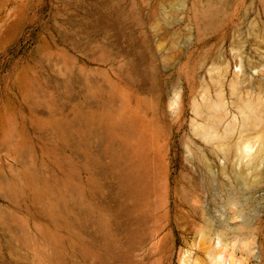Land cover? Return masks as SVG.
<instances>
[{
    "label": "rangeland",
    "instance_id": "obj_1",
    "mask_svg": "<svg viewBox=\"0 0 264 264\" xmlns=\"http://www.w3.org/2000/svg\"><path fill=\"white\" fill-rule=\"evenodd\" d=\"M242 70L264 0H0V264H264V156L198 130Z\"/></svg>",
    "mask_w": 264,
    "mask_h": 264
},
{
    "label": "bare ground",
    "instance_id": "obj_2",
    "mask_svg": "<svg viewBox=\"0 0 264 264\" xmlns=\"http://www.w3.org/2000/svg\"><path fill=\"white\" fill-rule=\"evenodd\" d=\"M237 67L239 68V66ZM240 68L243 69V64H241ZM218 70V80L220 81L223 78H226L229 74V71L227 70H225L224 73L220 71L221 68H218ZM257 73L261 74L262 72L257 71ZM255 79L254 76L248 74V71L246 73L242 70L241 74L239 72L235 73L234 79L230 81V91L234 101L232 103L229 102V104H232L231 106L236 109V115L232 112L229 113V123L223 132L219 131L216 124L221 116L222 109H225L228 103H225L224 98H222L224 95L220 92V97L216 102L206 105L209 106L208 111H214L212 112L213 114H211L212 120H209L211 122L207 121V124L204 123V125L198 126L199 134L204 141L218 142L223 149L230 148L231 143L228 142V138L233 137L236 132L240 131L241 134L243 132H250L245 138L241 135V138L239 139L241 142L238 144V150L241 154V162H245L247 165H253L258 159H261L264 156V135L258 130L264 124V111L262 110L264 104L263 97L261 95L254 97L248 95V97H246V95L243 94L244 91H242V87H248L250 85L257 86L261 85V82H264V76L260 79ZM221 92H223L222 89ZM175 104L179 105V99L175 101ZM195 110L197 113H200V106L196 105ZM218 246L223 249L222 242H219ZM213 264L245 263L242 260L235 259L234 256L229 257L220 251L214 256Z\"/></svg>",
    "mask_w": 264,
    "mask_h": 264
}]
</instances>
